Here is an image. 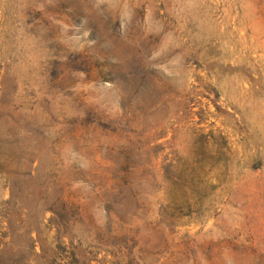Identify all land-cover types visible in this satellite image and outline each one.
I'll use <instances>...</instances> for the list:
<instances>
[{
  "label": "rangeland",
  "instance_id": "rangeland-1",
  "mask_svg": "<svg viewBox=\"0 0 264 264\" xmlns=\"http://www.w3.org/2000/svg\"><path fill=\"white\" fill-rule=\"evenodd\" d=\"M0 264H264V0H0Z\"/></svg>",
  "mask_w": 264,
  "mask_h": 264
}]
</instances>
